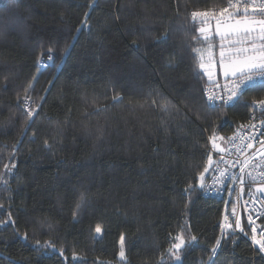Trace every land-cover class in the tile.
<instances>
[{"label": "trees", "instance_id": "obj_1", "mask_svg": "<svg viewBox=\"0 0 264 264\" xmlns=\"http://www.w3.org/2000/svg\"><path fill=\"white\" fill-rule=\"evenodd\" d=\"M226 4H0V220L16 221L0 226V264H264L223 227L230 205L203 196L211 140L224 147L264 98L260 86L231 107L206 104L201 65L218 42L191 14Z\"/></svg>", "mask_w": 264, "mask_h": 264}, {"label": "built area", "instance_id": "obj_2", "mask_svg": "<svg viewBox=\"0 0 264 264\" xmlns=\"http://www.w3.org/2000/svg\"><path fill=\"white\" fill-rule=\"evenodd\" d=\"M258 5L259 0H255L254 4L249 3L248 18L264 17L259 15L258 12L252 11L253 7L258 8ZM226 6L227 4L224 7ZM228 11L233 13L234 19H228L226 15L221 16L220 9H216L195 11L199 13H216V15L196 17L191 15V20L201 27H211L216 26L218 21L219 25H223L235 19H240V17L235 16L233 9L229 8ZM49 56H51V59H49ZM53 64V55H48L42 59L43 70ZM257 80L258 83L255 88L260 87L259 79L257 78ZM219 82L221 84L227 83ZM251 89L253 88L248 91ZM218 93L226 95V92H221V89L215 84L206 87L204 98L208 106V97L215 96ZM252 103L248 120L241 124L225 143L223 147L224 154L215 157V165L206 180L203 196L208 200L226 202L228 206L230 205L224 216L223 227L231 232L228 225L232 224V228L236 229L235 233L246 239L255 251L264 255V251H261L259 245L253 243L251 239L252 236H255L257 240H264V232L260 231L261 228H264V191L258 190V188L264 186V136L260 135L261 132H264V127L261 126L264 114H262L259 106L252 107ZM234 104L225 107H231ZM22 105L25 112L31 113L30 117L32 119L39 112V107L34 104L30 96L23 100ZM246 145L250 146L246 147ZM211 153L212 155L215 154L213 147H211ZM240 178L244 182H241ZM233 208L236 212L235 217L231 215ZM234 219H239L240 226L244 228L246 235L240 233L239 228L233 223ZM249 219L252 221V227L256 229L255 232H251L249 229Z\"/></svg>", "mask_w": 264, "mask_h": 264}, {"label": "snow or ice", "instance_id": "obj_3", "mask_svg": "<svg viewBox=\"0 0 264 264\" xmlns=\"http://www.w3.org/2000/svg\"><path fill=\"white\" fill-rule=\"evenodd\" d=\"M249 3H255V0H227V6L220 9V15H226L228 19H234L233 13L228 11L229 8L233 9L235 12L236 17H240V19H235L234 24L229 25L233 31L240 33H248L253 31V25H259V31L261 35L259 36L260 39H264V20H250L248 19L249 14ZM243 5V7H241ZM253 12H258L259 15L264 16V0H259V5L257 7H253ZM193 17L196 16H215L216 13H199V12H192L191 14ZM219 21L217 23V31H219ZM199 31L201 33L205 32L204 28H200ZM242 43V41H238ZM251 51V54L249 52ZM51 59V56H49ZM219 63L221 64L222 68V75L226 79L227 83L221 84L219 81H213V83L221 89V92H226V95L217 94L215 96L208 97V103L210 107H225L237 103L241 100L244 94L250 89L255 88L257 86L258 80L260 82V86L264 87V45L261 46L259 55L256 54L255 47L253 49H244L239 48L236 49L233 55L225 56V52L223 48H221L219 53ZM203 67V65H201ZM235 98V99H234ZM259 106L261 109L262 114H264V99L259 101H253L252 107ZM26 116H30L31 113H25ZM261 126L264 127V120H261ZM251 127V125H250ZM213 135H216L215 130L213 129ZM261 136H264V132L260 133ZM208 139H212L211 136ZM250 146V145H246ZM15 159V156L12 157ZM6 168H9L8 165H5ZM10 170V169H9ZM207 171V169H205ZM7 173H5V177ZM241 182H244L242 178ZM264 191V190H262ZM2 207V206H0ZM6 211V210H5ZM231 215L235 217L236 212L235 208L232 209ZM8 219L7 220H0V226L7 227L10 225H15L16 221L11 218V213H7ZM233 223L239 228L241 234H247L244 231V228L240 226L239 219H234ZM248 226L251 232H255L256 229L252 227L251 219L248 220ZM228 227L231 229L230 235H235L236 229L232 228V224H229ZM14 231L16 229L14 228ZM97 232L100 231L99 227L96 229ZM261 232H264V228H261ZM19 232H17V236L19 237ZM26 239V238H25ZM178 242L172 244V246L168 249L170 254H173V249H180L184 245V240L182 236H177L175 238ZM253 243L259 245L261 251H264V240H257L255 236L251 237ZM191 240L196 242V237L192 236ZM121 243L123 244V237H121ZM219 240L217 244H219ZM35 250H40L44 248H49L53 252L57 253L63 258V251L58 249L54 246V242L48 241L45 243H41L39 240H36L35 245H33ZM215 251V250H214ZM123 250L121 251L120 255L123 256ZM75 260L76 257L73 256ZM177 264L180 262V257L176 256Z\"/></svg>", "mask_w": 264, "mask_h": 264}, {"label": "flooded vegetation", "instance_id": "obj_4", "mask_svg": "<svg viewBox=\"0 0 264 264\" xmlns=\"http://www.w3.org/2000/svg\"><path fill=\"white\" fill-rule=\"evenodd\" d=\"M250 20H264V17L252 18ZM224 25H220L219 31H217L216 26H212V30L203 35L206 41H209L214 45L215 42H218V52L215 53L211 51L214 49V46L212 45V48L210 50L211 52L209 53V56L205 60V64L202 67L203 72L211 79L215 78V72L218 73L219 77L222 76V68L221 64L219 63V53L221 48H223L226 57L229 55H233L236 49L244 48L251 50L253 49V46L255 47L256 54L259 55L261 46L264 45V39L259 38V36L261 35L259 31V25H253L252 27L254 30L248 33H237L233 31V29L229 26ZM238 41H242V43ZM249 54H251V51L249 52ZM214 67H217V69H214Z\"/></svg>", "mask_w": 264, "mask_h": 264}, {"label": "water", "instance_id": "obj_5", "mask_svg": "<svg viewBox=\"0 0 264 264\" xmlns=\"http://www.w3.org/2000/svg\"><path fill=\"white\" fill-rule=\"evenodd\" d=\"M234 22H229V23H227L224 26L232 25V24H234ZM211 27H205L204 28L205 29V32L204 33H201L199 31V34L204 35V34L210 32L212 30ZM216 27H217V25H216ZM214 69H217V67H214ZM202 72H203V69H202ZM204 76L207 78V86L214 85L213 81L227 82L226 79L223 77V75L221 77H219L217 72L214 73L215 78H213V79L209 78L205 73H204ZM211 146L215 149V154L212 155L211 158H210V160H209V163H208V166H207V171H205L204 175L202 176V178H204V179L210 175V173H211V171H212V169H213V167L215 165V157L216 156H221V155L224 154V148H223V146H221L218 143V140H215V139L211 140Z\"/></svg>", "mask_w": 264, "mask_h": 264}, {"label": "rangeland", "instance_id": "obj_6", "mask_svg": "<svg viewBox=\"0 0 264 264\" xmlns=\"http://www.w3.org/2000/svg\"><path fill=\"white\" fill-rule=\"evenodd\" d=\"M4 2H5V0H0V4H2ZM258 190H264V186L258 188ZM102 233H103L102 230H100L99 232H97V236L100 237L102 235Z\"/></svg>", "mask_w": 264, "mask_h": 264}]
</instances>
